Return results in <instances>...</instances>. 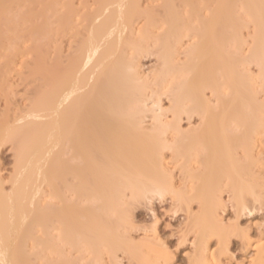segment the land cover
<instances>
[{"label": "bare ground", "instance_id": "bare-ground-1", "mask_svg": "<svg viewBox=\"0 0 264 264\" xmlns=\"http://www.w3.org/2000/svg\"><path fill=\"white\" fill-rule=\"evenodd\" d=\"M10 1L0 0V51L10 48L0 58L34 56L27 75L39 82L22 110L0 112V150L9 144L14 158L10 178L0 174V262L103 264L122 253L164 264L151 240H130V208L168 196L193 235L189 264H215L210 240L226 249L236 232L221 195L235 213L264 209V0H33L23 17ZM31 20L23 55L15 32ZM253 248L248 264H264V244Z\"/></svg>", "mask_w": 264, "mask_h": 264}, {"label": "rangeland", "instance_id": "rangeland-1", "mask_svg": "<svg viewBox=\"0 0 264 264\" xmlns=\"http://www.w3.org/2000/svg\"><path fill=\"white\" fill-rule=\"evenodd\" d=\"M13 1L14 0H12V2ZM17 1H18V3H16V5H12V7L10 6L11 8H13L12 10H10V11H13V15H17V13H20L19 11H21V13H22L21 16L23 17V15L25 13H27V12L23 13L24 9L31 10L33 12V14H35L34 11L37 12L38 6L35 3H33L35 1H33V0H30V1L29 0H15V2H17ZM31 1H33V2H31ZM39 1H37V2L39 3ZM48 1L49 0H47V3H48ZM74 1H77V0H74ZM142 1H143L142 3L144 4L145 0H142ZM147 1L149 2V0H147ZM147 1H145L144 5L148 6L149 3ZM77 2H81V1H77ZM8 3H11V1L9 0ZM8 3L6 2L5 5H7ZM17 4L19 6H17ZM74 4H75L74 6H76V5L79 6L78 4H80V3L77 4L75 2ZM35 5H36V8H35ZM149 6H150V4H149ZM19 7H21V9ZM7 8L9 9V6H7ZM80 8H81V5H80L79 9ZM81 9H83V8H81ZM22 10H23V12H22ZM83 11H84V9H83ZM28 13H29V11H28ZM80 13H81V11H80ZM28 15H30V14H26V16H28ZM31 15H32V13H31ZM7 16L8 15H6V17ZM19 16H20V14H19ZM21 16H20V18H21ZM6 17H4L3 19H6ZM11 17H13V16H11ZM13 19H11V20L13 21ZM15 19H16V17H15ZM48 19L50 20V18H48ZM0 20H2V19H0ZM24 20H25V18H24ZM32 20L34 21V19H32ZM32 20H31V22L24 21V22H21L19 25L17 24V28H16L15 33H16V35H18V37L21 36V38L19 37L20 41L18 40V38L14 39V40H17L16 42L19 41L17 43V45L18 44L19 45L15 46V48H17L16 50H18V51H19V49H21L20 52L23 53V55H24V51L30 46L29 40H30V42L32 41L31 38L29 39V34L32 32V29L34 30V27L31 26ZM15 21H18V20L16 19ZM19 21H22V20H19ZM38 21H36L37 24H39ZM3 22H4V20H3ZM36 22H34V24ZM13 23H11V24H13ZM9 24L10 23L7 22V25H9ZM0 26H1L0 30H2L3 25L0 24ZM15 26H16V24H15ZM13 27H14V24H13ZM13 27L11 29H13ZM13 30L15 31V28ZM2 31H0V33ZM6 32H4V34L8 33V32L7 33ZM244 33H247V32H244ZM8 35L10 36V39H13V35H11L10 32L8 33ZM5 36H7V35H5ZM66 37L64 36V38H62L63 42L61 41V43H60L61 44L60 45L61 47H59L60 50L62 48L61 56H63L64 54L67 55L66 52H68L67 50L69 49V48L67 49V47H69V45L71 44V43L69 44L68 42H70V41L67 40L69 38V36L67 38ZM7 38H8V36H7ZM7 38H4L3 41H5V42H2V40H1V42L4 44L7 43V41H6ZM59 41L60 40H58L57 43H59ZM10 42L13 43V40ZM57 43H55V44L57 45ZM62 43H64V44H62ZM4 44H1L3 46V49H4V46H6V44L5 45ZM46 44H48V43H46ZM52 44H53V42H52ZM55 44H53V45L49 44L48 45L49 48L52 46L49 49L50 51L52 50L51 52H55V50L52 49ZM2 46L0 48H2ZM13 46H14V44H13ZM19 46L21 48H19ZM7 47H9V46H7ZM31 48H33V47H31ZM7 49L10 50V48H7ZM7 49H6V52H5V50H3V51L5 53H8V55H10V52H7L8 51ZM16 50L13 49V51H15V52H13L14 54L16 53ZM30 50H32V49H30ZM3 51H0V52L3 53ZM63 51H65V53ZM28 52H30V51H28ZM43 52H45L44 49H43ZM5 53L2 55L0 53V55L1 56L5 55L4 56V58H5L8 56ZM31 53L33 54V51ZM46 53H45V55H46ZM62 53H64V54H62ZM52 54L51 53L49 54L51 61L53 58ZM17 55H19V56L17 57ZM26 55H28V57ZM26 55H24V57H21L22 54H19V53L15 54L14 57L15 56L16 57L14 58V60L12 59L10 63L6 62L8 65V66H6L7 68L3 65V63H4L3 59L4 58L3 59H1L2 57L0 58V65H1L0 66V70H1L0 72H2L1 77H3L4 74L7 76L6 77L4 75L5 76L4 79L6 81L5 82L6 84L2 85L3 88H0V112L2 111V113H3V110L5 112L7 110L5 108L6 107L8 108L9 106H10L9 110H7V111H9L10 114H12L11 112H13V111L16 112L18 110V108L20 110H22V107L25 104H27V103H25L26 101H24L28 98L27 95H29V94L32 95L33 91L31 92V90H33V86L34 85L36 86V84H38V82H39L36 79L37 77H35V75H32L33 78L31 76L29 77V75H27L28 73L30 74L29 69L31 68L28 66L33 65L32 62L34 60H32V59H35V57L33 56V58H32L31 55L30 56H29V54H26ZM49 55L47 57L48 60H49ZM65 55L63 57H65ZM51 56H52V58H51ZM9 59H11V58H8V60ZM8 60H6V61H8ZM47 62L48 61H46V63ZM49 63H51V62L49 61ZM141 64L143 66L142 67L143 70H145L146 72L149 69H151L153 66L156 65L155 60L152 57H149V58L146 57V58L141 59ZM2 69H5L6 71L2 70ZM251 69L253 70V73L255 74L256 68H253V66H251ZM38 78H39V76H38ZM32 79H35V83H33V84L31 83V82H33ZM3 81L4 80H1L0 82L2 83ZM2 84H4V83H2ZM30 86L32 88V89L30 88L31 90H29ZM261 89H263V88H261ZM261 89H260V91H261ZM263 93H261L260 96L258 94V97L260 98V100H262V98H264V96L262 95ZM207 95L209 96V94H207ZM8 103H9V106L6 105ZM162 104L164 107H166V105L168 106V101L166 102V100L163 99ZM183 119H185V118H183ZM192 121L194 122V124L197 122L196 119H193ZM192 121H191V124H189V122L187 120H183L181 122V124L183 125V127L189 128V125L190 126L194 125V124H192ZM262 144H264V142L260 143V147ZM8 145L9 144H7V146L5 145L0 150V174L4 180L5 179L7 180V178H10L9 175H11L13 172L12 171L13 161H14L13 160L14 158L12 157L13 152L11 151V148L9 147L10 145L9 146ZM262 146L263 147H261L262 149L260 148L261 149L260 151L261 152L263 151V152L262 153L259 152V153L262 154L260 156H262L264 158V145H262ZM166 154L168 155V153H166ZM167 155H165V158ZM168 156H167V158H168ZM261 162H262L261 164L263 165L264 162L263 161H261ZM174 169L175 168L172 169V171H173L172 175L175 176V177L173 176L174 177L173 179L176 183L177 182L176 180H179V178H178L179 172H177V170H174ZM5 184H7V185H5V188L8 189L7 188V186H9L8 183H5ZM176 184L178 186V184H180L179 181ZM228 197L229 196L227 195V193H224L221 195V199H223L222 203L223 204L226 202L227 203L225 204L224 212H222V214L220 216H221V219L223 220L224 223L233 224V226L236 228V232L234 233V235H232L230 237V240H229V243L227 244L226 249H221L216 244V241L214 239L210 240V242L208 244L209 245L208 246L209 251H208V254L206 256H208V258L213 257L214 260L212 262H214L215 264H248L249 261L254 257V253H255V250L253 248L254 245L257 242L264 244V209L262 210L263 206H260L259 211L256 209H251L252 212L250 211V214H248L249 211L248 212L247 211H243V212L239 211V213L238 212L235 213V211H233V209L230 207V204H229L230 200L228 201V199H229ZM173 202L174 201L170 200V198L168 196L167 197L164 196L163 198H158V199L155 197L150 202H141L140 204H137V205L131 207L130 208L131 209L130 210L131 215L130 214L129 215L131 216L130 218L132 220V227H131V229H129V238L131 241L136 242V243H137V241L139 243H142L143 240H149L148 242H150V240H151L150 243H153V244L151 245L149 243L148 245L154 246V247H152L154 250L156 247L157 252H159L161 250V251H163L161 253H164V255H166V257H167L166 260H168V261H166L164 264H189V261L187 259L192 255V252H193V251H191L192 250L191 241L193 240L192 239L193 235L188 234V233L186 234V232H184L185 231L184 222H186L184 219L186 217L185 213L180 211L181 209H179L175 203L173 204ZM258 207L259 206L256 205V208H258ZM192 208H193V210L196 211L197 206L195 204H193ZM254 208H255V206H254ZM133 225H134V227H133ZM144 236L146 237V239ZM153 238L155 240H153ZM211 253H213L214 256L210 255ZM131 260H133V261H131ZM103 264H138V263L134 259H131V258L129 259V257L125 254L117 253L116 258H109V257L107 258V256H104ZM211 264H213V263H211Z\"/></svg>", "mask_w": 264, "mask_h": 264}, {"label": "clouds", "instance_id": "clouds-1", "mask_svg": "<svg viewBox=\"0 0 264 264\" xmlns=\"http://www.w3.org/2000/svg\"><path fill=\"white\" fill-rule=\"evenodd\" d=\"M0 264H2V262H0Z\"/></svg>", "mask_w": 264, "mask_h": 264}]
</instances>
